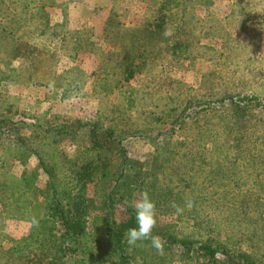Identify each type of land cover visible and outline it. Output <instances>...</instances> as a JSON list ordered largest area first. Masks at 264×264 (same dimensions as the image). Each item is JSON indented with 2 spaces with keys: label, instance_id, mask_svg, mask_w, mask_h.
<instances>
[{
  "label": "rangeland",
  "instance_id": "374dc122",
  "mask_svg": "<svg viewBox=\"0 0 264 264\" xmlns=\"http://www.w3.org/2000/svg\"><path fill=\"white\" fill-rule=\"evenodd\" d=\"M145 191L164 250L130 264H264V0H0V264L59 248L58 201L59 263L119 264Z\"/></svg>",
  "mask_w": 264,
  "mask_h": 264
},
{
  "label": "trees",
  "instance_id": "16d2710c",
  "mask_svg": "<svg viewBox=\"0 0 264 264\" xmlns=\"http://www.w3.org/2000/svg\"><path fill=\"white\" fill-rule=\"evenodd\" d=\"M83 174H80V180L77 178L76 183L83 182L84 180ZM85 207H83V203L81 201L71 203L70 208H65L61 206V203L58 201V204L54 206V214L55 218H57L58 212H60V217L62 220H57L62 225L63 234L60 237L59 248L54 251L52 248L56 249V244L58 241H54L50 235H54L52 232L49 237L44 239V242L47 243V246L44 247V253L41 254V257H34L35 264H58L61 261H65L67 253L69 251L82 252L85 250V247L82 245V242L79 240L80 237H83L87 234V224L81 221L80 215H85ZM72 210V211H71ZM88 215V214H87ZM86 217V215H85ZM135 216L132 215L131 218L127 221V223H123L121 226L118 225L114 229L113 234L111 235V244H109L108 249L111 253H117L120 258L119 264H130L127 260L128 258H124L123 254H126L125 250V240H126V232L129 228L135 226ZM167 235V234H165ZM166 243H172L170 234L167 236ZM125 238V240H123ZM185 247V246H183ZM191 249V248H189ZM198 249L202 250L207 256L211 258H215L219 248L216 244H202L198 247ZM99 253V252H97ZM45 259V262L43 259ZM230 259V258H229ZM246 260V261H245ZM99 261V260H98ZM233 260L228 263L223 264H232ZM64 263V262H63ZM250 258L248 256H244V259L241 261V264H249ZM60 264V263H59Z\"/></svg>",
  "mask_w": 264,
  "mask_h": 264
},
{
  "label": "clouds",
  "instance_id": "9594fccd",
  "mask_svg": "<svg viewBox=\"0 0 264 264\" xmlns=\"http://www.w3.org/2000/svg\"><path fill=\"white\" fill-rule=\"evenodd\" d=\"M170 31L165 32V36L170 35ZM189 207L191 204L189 203ZM135 213V226L126 232V242L129 246H134L138 241H149L150 246L159 252L164 250V242L153 234L156 223L155 203L145 191L132 205Z\"/></svg>",
  "mask_w": 264,
  "mask_h": 264
}]
</instances>
